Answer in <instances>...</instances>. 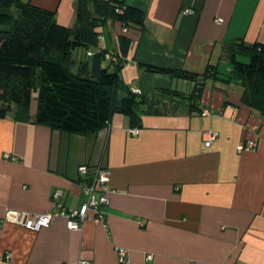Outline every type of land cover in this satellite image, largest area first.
Returning <instances> with one entry per match:
<instances>
[{"label": "crops", "instance_id": "1", "mask_svg": "<svg viewBox=\"0 0 264 264\" xmlns=\"http://www.w3.org/2000/svg\"><path fill=\"white\" fill-rule=\"evenodd\" d=\"M117 1L145 14L128 33L119 70L149 100L140 108L138 133H129L120 113L88 135L0 119V219L7 209L50 210L55 189L66 207L78 209L87 178L77 168L85 165L109 173L113 191L101 207L106 226L92 211L77 230L59 216L38 231L0 222V264H124L115 246L126 249L127 264H264L262 115L242 104L241 87L221 74L205 79L197 95L194 82L139 66L202 73L209 63L227 74L224 43H264V0ZM31 2L52 11L58 24H73L76 0ZM102 31L99 47L117 51V24ZM208 131L216 137L205 146ZM247 143L249 149H238Z\"/></svg>", "mask_w": 264, "mask_h": 264}, {"label": "trees", "instance_id": "2", "mask_svg": "<svg viewBox=\"0 0 264 264\" xmlns=\"http://www.w3.org/2000/svg\"><path fill=\"white\" fill-rule=\"evenodd\" d=\"M144 18L142 10L121 1L76 0L73 24L64 26L56 22L52 11L31 0H0V119L10 116L88 135L120 113L138 128L140 108L149 100L132 91L119 70L132 40L128 33L139 29ZM108 23L118 26L117 51L98 44ZM79 48L84 50L83 57L74 58L73 51ZM220 57L230 65L227 74L209 63L202 73L139 66L150 73L192 81L197 95L205 79L221 74L223 81L241 87V103L256 109L264 122V43L234 39L223 44ZM164 91L180 95L176 90Z\"/></svg>", "mask_w": 264, "mask_h": 264}, {"label": "built area", "instance_id": "3", "mask_svg": "<svg viewBox=\"0 0 264 264\" xmlns=\"http://www.w3.org/2000/svg\"><path fill=\"white\" fill-rule=\"evenodd\" d=\"M183 12L190 13L191 10L186 8ZM105 58H108V56L106 55ZM129 133L136 135L138 133V128L131 127ZM215 137V132L208 131L206 133V138L204 139V145L208 146ZM251 146V143L245 145L239 144L238 149H249ZM77 171L80 175L87 178V181L82 187L86 198L78 209L66 207L60 200L61 191L55 189L50 195L52 201V208L50 210L40 214H32L26 211L7 209L3 217L0 219V222L13 223L31 231H38L43 227H47L53 217L59 216L65 220L68 229L77 230L80 223L87 217L88 212L92 211L94 214V220L102 223L105 227V216L101 211V207L108 204V196L113 191L109 185V173L105 168L100 166L90 168L85 165H80L77 168ZM114 250L120 263H129L126 257V249L115 246ZM5 256L7 258L10 257L9 254H6ZM148 257L151 256L149 255ZM78 264H90V262L87 260H81Z\"/></svg>", "mask_w": 264, "mask_h": 264}, {"label": "rangeland", "instance_id": "4", "mask_svg": "<svg viewBox=\"0 0 264 264\" xmlns=\"http://www.w3.org/2000/svg\"><path fill=\"white\" fill-rule=\"evenodd\" d=\"M83 54H84V50L82 48H79V49H76L73 51V57H83Z\"/></svg>", "mask_w": 264, "mask_h": 264}]
</instances>
